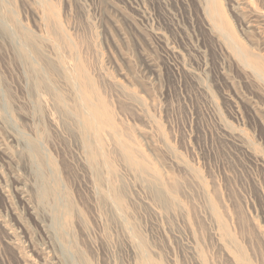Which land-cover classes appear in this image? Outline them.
Wrapping results in <instances>:
<instances>
[{"label":"rangeland","instance_id":"1","mask_svg":"<svg viewBox=\"0 0 264 264\" xmlns=\"http://www.w3.org/2000/svg\"><path fill=\"white\" fill-rule=\"evenodd\" d=\"M263 67L264 0H0V264H264Z\"/></svg>","mask_w":264,"mask_h":264},{"label":"bare ground","instance_id":"2","mask_svg":"<svg viewBox=\"0 0 264 264\" xmlns=\"http://www.w3.org/2000/svg\"><path fill=\"white\" fill-rule=\"evenodd\" d=\"M237 51V50H236ZM239 52V51H238ZM236 55V54H235ZM244 55V54H243ZM236 57V56H235ZM240 61V60H239ZM245 63V62H244ZM249 63V62H248ZM245 64H247V63H245ZM244 64V65H245ZM248 66V65H247ZM251 65H249V67H250ZM252 67V66H251ZM259 67V66H258ZM244 68H246V67H244ZM264 68V67H263ZM252 69H254L255 70V68L253 67ZM256 71H257V69H256ZM263 71V70H262ZM255 72V71H254ZM261 72V71H260ZM263 73V72H262ZM261 76H263V75H260V77ZM263 79V78H262ZM90 123V122H89ZM90 128V127H89ZM94 136V135H93ZM96 137V136H95ZM98 137V136H97Z\"/></svg>","mask_w":264,"mask_h":264}]
</instances>
